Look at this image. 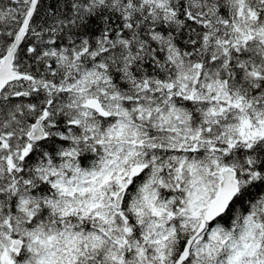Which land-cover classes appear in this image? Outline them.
<instances>
[{"label": "snow or ice", "instance_id": "1", "mask_svg": "<svg viewBox=\"0 0 264 264\" xmlns=\"http://www.w3.org/2000/svg\"><path fill=\"white\" fill-rule=\"evenodd\" d=\"M0 264H264V0H0Z\"/></svg>", "mask_w": 264, "mask_h": 264}]
</instances>
